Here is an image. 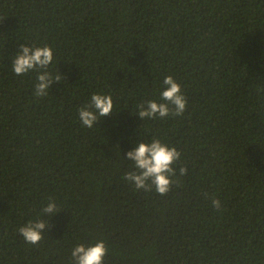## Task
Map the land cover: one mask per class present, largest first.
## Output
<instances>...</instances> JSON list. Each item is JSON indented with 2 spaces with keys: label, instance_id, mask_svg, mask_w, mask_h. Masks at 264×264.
Segmentation results:
<instances>
[{
  "label": "trees",
  "instance_id": "1",
  "mask_svg": "<svg viewBox=\"0 0 264 264\" xmlns=\"http://www.w3.org/2000/svg\"><path fill=\"white\" fill-rule=\"evenodd\" d=\"M21 44L53 49L45 97L12 70ZM168 75L185 112L142 120ZM93 93L114 108L89 128ZM154 138L181 153L166 195L122 178ZM100 240L104 264H264V0H0V264H75Z\"/></svg>",
  "mask_w": 264,
  "mask_h": 264
},
{
  "label": "clouds",
  "instance_id": "2",
  "mask_svg": "<svg viewBox=\"0 0 264 264\" xmlns=\"http://www.w3.org/2000/svg\"><path fill=\"white\" fill-rule=\"evenodd\" d=\"M54 58L53 49L50 46L34 47L21 44L16 55L12 59V70L16 75L27 74L31 71L37 73L35 84V95L45 97L54 81L61 82L64 78L59 71L53 73L49 66ZM163 90L160 93L163 102L148 100L138 105L137 115L142 119L165 118L182 115L187 107V101L181 91V85L173 76H166L163 81ZM114 102L111 95L93 93L88 105L79 109V119L82 126L93 127L97 121L113 112ZM127 157L131 159L132 170L123 175V179L129 182L136 190L155 191L160 195H166L172 187V176L176 170L173 167L181 153L160 139L154 138L150 142L141 141L136 143V147L127 152ZM180 173L186 174L187 167L182 166ZM42 209V212L55 215L60 210L55 200ZM212 206L214 210L221 208V201L213 198ZM48 226V221L37 219L29 221L19 228V233L29 244L39 243L44 235V229ZM107 247L104 240H100L92 245L78 244L72 250V257L75 264H104V257L107 254Z\"/></svg>",
  "mask_w": 264,
  "mask_h": 264
}]
</instances>
